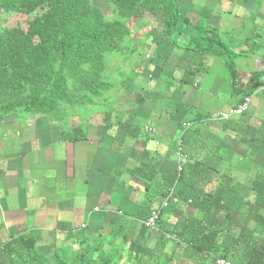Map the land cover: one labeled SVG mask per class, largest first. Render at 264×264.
Returning a JSON list of instances; mask_svg holds the SVG:
<instances>
[{"label": "crops", "instance_id": "0c3cea01", "mask_svg": "<svg viewBox=\"0 0 264 264\" xmlns=\"http://www.w3.org/2000/svg\"><path fill=\"white\" fill-rule=\"evenodd\" d=\"M177 1L183 29L175 43L162 34L161 14L131 20L116 55L121 75L106 76L113 84L106 100L2 119L1 243L33 233L37 250L56 264V252L79 249L86 234L93 247L99 234L120 229L113 248L122 245L131 258L133 244L141 245L146 263L161 256L167 264H214L225 254L234 264H264V84L241 116L211 120L238 105L237 87L252 88L253 72L264 71V48L250 53L253 43L264 44V0ZM201 21L237 57L251 56L253 71L236 67L237 82L229 71L210 76L218 63L226 68L210 55L197 68L186 46ZM178 141L189 157L183 180ZM170 188L158 227L145 231ZM168 226H183L188 237ZM208 231L218 232L206 243L216 252H195L188 240Z\"/></svg>", "mask_w": 264, "mask_h": 264}, {"label": "trees", "instance_id": "16d2710c", "mask_svg": "<svg viewBox=\"0 0 264 264\" xmlns=\"http://www.w3.org/2000/svg\"><path fill=\"white\" fill-rule=\"evenodd\" d=\"M106 1L112 7V17L105 15L92 0H0V17L2 12L24 13L27 20L26 26L5 21L7 26L0 28V122L13 114L48 115L63 107L94 105L96 100H106V94L113 87L105 76L107 55L122 51L121 43L130 33L132 19H139L145 13L161 14L162 34L172 43H175L172 35L182 32L177 0ZM262 48L264 44L255 42L250 45V53ZM186 49L194 53L197 68L204 67L207 56H219L234 80H240L236 54L224 41L207 31L204 21L196 23V31ZM185 75L194 76L195 73L189 70ZM252 76L256 78L252 88L237 87V95H251L264 84L261 80L264 71L253 72ZM186 171L185 166L179 179H184ZM198 172L204 171L198 169ZM181 227L182 230L178 226H168L167 231L187 238L185 228ZM117 232H121L120 229H113L111 235L102 238L99 234L101 240L92 242L93 247L87 243L92 235L86 234L79 249L66 252L63 248L56 252L53 260L56 264H127L130 261L133 264H167V259L161 256L146 263L144 248L137 244L129 251L131 258L125 256L122 245L113 248L120 236ZM203 234V240L199 233L188 240L195 246V252H216L215 246L206 243L214 240L213 235L218 232ZM36 243L33 233L4 244L0 242V263L25 264L28 260L34 264H52L43 262L48 258L37 250ZM221 257L229 259L225 254Z\"/></svg>", "mask_w": 264, "mask_h": 264}, {"label": "built area", "instance_id": "2783aa9c", "mask_svg": "<svg viewBox=\"0 0 264 264\" xmlns=\"http://www.w3.org/2000/svg\"><path fill=\"white\" fill-rule=\"evenodd\" d=\"M253 102L252 95H247L241 98L238 105L235 107H232L226 111H220L213 113L211 115V120L218 123H224L232 120L235 117L241 116L244 112L248 110V108L251 106ZM176 155H177V171L178 174H181L184 171L185 166L189 162V157L185 153L183 148V141H178L177 147H176ZM175 194V189L170 188L168 191V194L164 199L162 200L161 204L153 209L149 216L144 220L143 225L148 229L152 230L154 228H157L162 217L164 216V212L169 208L170 206V200ZM84 227V226H83ZM170 236H168L169 238ZM214 264H234L231 260L225 259V258H216L213 260Z\"/></svg>", "mask_w": 264, "mask_h": 264}, {"label": "rangeland", "instance_id": "374dc122", "mask_svg": "<svg viewBox=\"0 0 264 264\" xmlns=\"http://www.w3.org/2000/svg\"><path fill=\"white\" fill-rule=\"evenodd\" d=\"M92 1L96 6H98L99 8L102 9V11L104 12L105 15H107L109 17H112L114 15L112 7H110L109 3L106 0H92ZM0 18H1L0 19V28L7 26V24H5V21L20 22L23 26H26V24H27L26 15L24 13L14 14V13L2 12V16ZM225 43L227 45H229L227 42H225ZM121 46H122V43H121ZM116 55H117V52H113V53L107 55L108 71L106 72L105 76H114V78H116L117 76L119 77L121 75L116 69L118 66V63L121 62ZM252 60L253 59L251 56H248L247 58H246V56H244V57L238 56L236 59V67H238V69L242 72H251L252 68L248 64V62H251ZM228 70H229L228 68H224V67L220 68V65L218 63L216 66H214V69H213L212 74L210 76H222L223 74L227 75ZM203 76H207V75L203 74ZM83 128H81V130H83V132L78 131V133H82V135H83L86 132H88L87 128H84V129ZM75 135H77V133H75L74 136ZM66 249H67L66 252L70 251V249H68L67 247H66ZM66 252H63V253H66ZM43 262L44 263H51L52 260H49V258L47 261H46V259H43Z\"/></svg>", "mask_w": 264, "mask_h": 264}]
</instances>
